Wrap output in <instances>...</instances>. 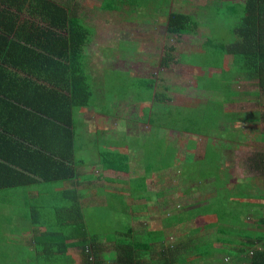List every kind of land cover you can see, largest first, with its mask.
<instances>
[{
	"label": "trees",
	"instance_id": "1",
	"mask_svg": "<svg viewBox=\"0 0 264 264\" xmlns=\"http://www.w3.org/2000/svg\"><path fill=\"white\" fill-rule=\"evenodd\" d=\"M139 1L143 0H103L101 8L105 11L119 13L126 5L128 7L139 6ZM156 1L158 3V0L148 1L153 8L150 18H155L161 10L165 11V7L171 3V0H161L162 2L157 5ZM186 2L187 0H182L180 5ZM215 4L217 20L215 21L210 13L207 16L200 14L207 21L204 23H198L195 16L184 13V6L180 7V11L166 12L168 14L167 31L170 34L182 36L199 33L202 51L193 53L194 55L186 62L191 69L200 73L192 75L190 72L189 74L191 86L197 91L190 96L189 101L186 102L181 97L179 105H169L172 100L166 94L169 87H163L162 91H154L155 82L152 79L146 81L148 85H143L144 91L150 93V96L144 97L143 100L159 104L152 118V122L159 130H173L179 134L194 131L193 133L202 135L204 132L202 130L209 128L214 118L218 117V114L214 112L222 111L221 116L226 121L234 114L230 115L220 108L232 102V99L237 96L233 84L238 82H249L256 86L259 92L264 93V0H220V2L216 0ZM221 8H226L228 12H222ZM78 9L79 5L74 0H0V106L26 104L30 101L29 98H34L36 101L38 97L40 99L44 97L47 103L61 101V119L58 120L63 126L60 129L63 131L62 137L64 138L60 149H36L34 148V136L13 131L12 134L16 138L14 150L17 148L16 153L21 157L17 161L8 160L6 155L1 154L2 148L0 147V159L14 166L9 167L0 163V261L2 264H74L76 258L68 253L69 249L79 250L81 264H153L154 246L150 244L151 240L141 241L132 237L134 231L132 226H127L124 233H116L115 236H99V234L92 233L86 224V209L79 203L81 195L74 187L87 181L90 182L93 177L86 178L87 175H84L80 183L74 182L78 177L75 167L84 164L72 151L74 150L72 143L74 135L72 128L75 130L74 115L76 110L81 109H90L97 114L103 104H97L99 97L94 92L97 88L92 84L93 77L88 73V60L82 52L83 48L91 42L93 29L84 24ZM220 12L222 18L219 17ZM131 21L125 17V22L130 23ZM219 22L227 24V33L223 29L221 36L223 40L214 36L217 29L216 24ZM172 52L171 48L162 57V65L168 66L173 61ZM118 55L119 58H124L120 53ZM25 66L30 68L31 75H36V80H44L56 85L57 89L60 88L63 91V94L47 90L46 95L42 96L39 95L37 87L33 88L32 93L31 88H28L25 96L23 88L19 85L23 82L22 78L14 74L12 70L16 68L25 73ZM39 73L43 77L39 76ZM217 75L222 78L223 84L209 85L207 81ZM57 79L60 80L61 86L52 82ZM27 84L30 85L29 82ZM212 88L216 94H220L219 91H221L224 96L221 95L220 108L215 106L209 110L205 107L209 99L204 97L207 96V89ZM259 99L260 96H257L255 103L261 104ZM194 101H201L203 103L201 108ZM185 103L189 106L183 105ZM7 112L9 111L0 108V118H5ZM48 112L52 114L49 116L47 114V118H54V111L48 109ZM242 114L245 116L244 113L238 112L235 115L242 116ZM14 116L21 117V114ZM249 116L251 122H254L256 118L254 113ZM46 132L49 134L48 131ZM32 135L35 133L33 132ZM41 135H43L42 132H40ZM1 136L2 134H0V139H2ZM3 143L5 144V141ZM157 147L155 153L142 151V155L146 158L145 163L149 165L147 166L148 172L145 173L147 176H152L151 173L149 175V168L153 170L155 166L166 168L167 165H171L172 150ZM99 159L103 173L124 176L128 174L130 159L134 158L128 154L105 152L100 153ZM164 159L166 162L160 163ZM222 159L221 156L218 159H209L208 154L205 158L210 166L215 165L218 169ZM224 168L222 167V170ZM23 171L30 172L33 177L25 175ZM210 176L212 175H205L201 172V179L195 176L189 177L191 181L197 183H203L205 180V189L197 185V191L202 194H200L201 201L186 203L192 197L191 187L178 191L159 192L158 196L161 197L166 193L172 203L178 204L173 206L176 212L171 211L175 217V223L184 218L178 210L183 211L186 208L191 210L202 203H211L209 207H205L204 213H211V211L215 213L222 209L223 205L220 204V200L223 197L230 201V193L238 191V188L232 187L233 184L226 185L228 182L224 183L223 180L218 183L217 187L211 186L212 184L208 182ZM34 177L44 182L64 183L67 181L73 185L70 189L63 190L59 200L62 205L54 207L46 206L48 201L28 199L27 191H22L15 197H8L7 193L1 191L5 188H22L31 185L35 183ZM94 178L104 179L102 174ZM146 178L142 179V183ZM137 185V182L132 181L130 192L134 197L139 198L144 188L135 189ZM202 190L204 193L201 192ZM223 190L228 194L223 196L221 194ZM127 199L132 198L127 197ZM15 207L23 218L21 221L29 222V227L32 226V229L20 230L24 228L22 225L20 228H13L15 221L12 217L5 215L4 210L13 211ZM98 207L104 211L101 205L94 206L92 210L96 211ZM127 213L130 211L126 209L125 214ZM195 216L189 214L188 217L194 218ZM214 218L215 221L209 225V228L218 229L219 234L231 235V227L240 225L239 219L235 221L231 219L229 211L221 212L217 218ZM24 232H32L31 238L26 237ZM158 240L161 241L160 238ZM107 241L113 242L114 250L106 255L103 242ZM153 242L157 241L153 240ZM257 243L260 247H256ZM199 248L202 250L199 249L192 256L190 253L182 256L179 260L168 259L164 252V254L160 253L163 260L159 264H194L187 259L193 256L204 259L210 254L213 256L214 248L210 244H202ZM241 251L244 252L245 260L249 264H264V245L260 241L254 242L248 239L241 246ZM222 252L229 253L225 247ZM234 256L229 253L227 259L230 261L228 262H232L231 257ZM7 257L11 259L7 261ZM206 259L201 264H213L209 261L205 262ZM215 262L216 264H228L223 263V260L217 262L215 259Z\"/></svg>",
	"mask_w": 264,
	"mask_h": 264
},
{
	"label": "rangeland",
	"instance_id": "2",
	"mask_svg": "<svg viewBox=\"0 0 264 264\" xmlns=\"http://www.w3.org/2000/svg\"><path fill=\"white\" fill-rule=\"evenodd\" d=\"M102 1L103 0H74V2L78 3L79 5L78 12L80 17L84 20V24L89 25L93 29L91 42L86 48H83L82 52L88 60V73L93 77V79H91L92 84H94V86L97 88V90H94V92L99 97L97 104L103 103L99 112L95 114V123H110L112 118L116 119L119 115L120 106L127 107V114L133 112L136 114L138 113L140 115H145L148 113L147 109L150 106L149 103L144 100L141 101L138 97H136V95L139 97L143 96L144 98L146 96L149 97L150 93L144 91L143 86L139 82L140 78H137L131 74L132 70L134 69L141 71V73H139L140 76L156 81L158 84V91H162L163 87H169V91L166 94L172 99L170 102L171 105H179L181 103V97H189L190 95L197 92L191 86V82L188 77L190 72L192 75L200 73H197L196 70L191 69L189 67L190 65H188L186 62L188 61L189 54L202 51L199 33L196 35L187 36L170 34L166 27L168 16L166 12L171 13L175 10L180 11V7L184 6L185 8L183 12L195 16L198 23L207 22L203 16H200V14H205L207 16L210 13L212 14V18L216 21V0H187V2L182 5H180L182 0H180V2L179 0H171L170 5L165 7V11L161 10L156 14L155 18H150L153 8L150 3L148 4L149 0L139 1L140 5L137 7H128V5H126L123 7V11L119 13L103 10L101 8ZM160 2L162 1L158 0V3ZM218 2H220V0H218ZM158 3L156 1L157 5ZM212 4L214 5L210 7ZM142 6L145 7L141 8ZM221 9L224 13L228 12L226 8ZM125 17L132 21L130 23L125 22ZM219 17L222 18L221 12ZM223 23L219 22L216 24L217 29L214 35L221 40H223L221 37L224 32L223 29H225L227 33V24ZM198 31L200 32V30ZM125 40L126 42H123ZM171 48L173 49V52L171 53L173 56V61L170 62L168 66L162 65V57L165 56V54ZM119 53L125 58L124 61H121L119 58H117ZM115 54L117 55L114 57ZM107 67L121 69H117L114 71V73L111 72L108 75L104 70ZM117 71H121L122 74L120 75L116 73ZM218 76L219 75L214 77L212 80L207 81V83L209 85H213L214 83L223 84L222 78ZM233 89L236 91L237 96H235L232 99V102L228 103L226 107L227 109H230L231 104L233 111L244 113L246 117L243 114L242 116L234 114L232 117L233 119H239L238 122L240 126L238 130L233 128L236 133V137L230 143V148H236L240 150L242 148L244 150L248 149V151H257L255 148H258V150L262 148V136L264 135V93L259 92L256 86L245 81L233 84ZM207 90V96L204 98L209 99V102L205 104V107L212 109V107L217 106L220 108L222 100L221 95L224 96V94L221 91H219L220 94H216V91L213 88ZM129 93H132V97L127 98ZM257 96H260L259 101L262 102L261 104L255 103ZM189 100L190 99H186L185 101L187 102ZM158 105L159 104H157V106ZM130 106H133L132 109H130ZM84 111L85 109L78 111L79 118H82V113ZM90 111L92 110L88 109V111L85 113L91 114ZM121 113L123 112L121 111ZM251 113H254L256 117L254 122H251L252 120L249 119L251 118L249 116ZM89 128L92 129L93 126H89ZM100 137L101 136H98L96 139H94V141H87V138L83 136L78 138L76 149L78 158L84 162V165L82 166L83 170L86 169L89 171V169L92 167L95 157L94 146L97 144V140L101 139ZM237 137L240 138L238 145L236 141ZM143 143H145L143 137H138L135 140V144ZM166 144L168 146H166ZM211 144H214L217 148H219L220 145L225 143ZM159 145L161 148L165 147V149H174L173 143L170 142H161ZM204 145V143H200L198 149H203ZM175 147L181 155L179 158L181 163L183 158V145L181 142L176 140ZM195 149L197 148L195 147ZM231 155L232 154L228 156L226 168H224V170L220 168L218 169L217 166L212 164L210 166L206 160L200 166L205 175L215 174V177H210L208 181L212 184L211 186L217 187L218 183L223 180L224 183L228 182L226 185L229 184V186H231L233 184V188H238L237 192L230 193V201H228L227 198L224 199V197L222 200H220V204L223 205L221 210H217L215 213L212 211L211 213L207 212V214L212 215L211 217L217 218V215L221 214V212L229 211L232 220L235 221L239 219V224L244 225L248 219L256 215V207L261 206L263 202L264 176L253 173V169L251 167L247 169V166L245 165L246 159H243V154H236V156ZM208 156L209 159H218L220 157L219 154L215 155V153L211 150L208 152ZM145 161L146 158L143 156L141 162H139L144 169L149 166L145 163ZM239 161L242 163L237 165L236 163ZM163 162H166V159L160 163ZM224 162L225 161L223 159V164ZM159 168L161 170L167 169L165 167ZM247 170L248 173H243V171ZM167 172L169 176H172V181L174 182L175 186L174 190H183L186 187L192 188V197L186 203L189 204V202L201 201V193L199 194L197 191L198 183L189 179V177H199L200 175L185 174L182 172L179 174L178 169L169 170ZM167 172H165L163 176H166ZM205 186L206 185H203L202 187ZM201 192L204 193V190ZM221 194L224 196V194L227 195L228 193L223 190ZM235 194L237 197H235ZM251 200H253V203ZM210 204H207V207H209ZM126 205L127 210L130 211V213L127 214L121 212L119 205L115 206V210L112 209L108 212H105V210L103 211L101 207H98L96 211L90 209L85 210V220L88 229L94 234H99V236H115L116 233H124L127 226L133 225V227H136L138 225V222L136 221L140 217L138 213L139 209L132 206L127 198ZM175 205L177 206L178 204L176 203ZM171 206L172 203L170 204V208ZM201 206H205V204L202 203ZM189 209L186 208V211L181 212L184 215V222L179 225L178 228L182 231H185L184 228L189 222L185 220V217H188L189 214L199 216L201 215V212L205 211V208L202 209L199 206L191 209L190 211ZM178 212H180V210H178ZM4 213L16 221L13 225L14 229L19 228V225H23V221H21L23 218L20 216V212L16 209V207L13 211L4 210ZM25 223L29 225V222L25 221ZM188 224L191 225L195 223L191 221ZM235 227L237 230L240 229L239 226ZM202 228L203 225H199L197 223L194 228L188 230L191 231L189 234L188 232H181L184 236H186V242L187 238H194L198 240L197 246L193 245L188 248L190 251V256L198 252L199 249L202 250L199 248V246L200 242L203 241L205 237L200 236V233H198L201 232L200 230H202ZM21 230H24V228H21ZM172 230L175 231V228ZM170 232L171 231H168L166 234H169ZM214 232L216 231L208 230V240H214ZM174 233L176 234V232ZM103 243V250L106 255L114 250L113 242L107 241ZM168 244L170 245V240H168ZM207 244H210L211 247H213L211 242L208 241ZM76 251L79 255V250L76 249ZM162 251L165 253V257L168 259L179 260L182 258V256L187 255V253L182 250L181 246L167 248L165 245L163 246ZM163 252L154 251L155 254L152 256L153 264H159L162 262L163 259L160 256V253ZM229 253H220L226 254V257L223 258V263L232 264V262L225 261L227 260ZM212 254L215 255L213 259H209V256L211 255L210 254L206 257L207 259L204 258L206 259L205 262L209 261L213 264H216L215 259L217 262L221 261L222 256L218 257L219 251L216 252L214 249ZM6 259L8 261L11 259V257H7ZM204 259H199L198 257L193 256L191 259H187V261L193 262L194 264H201ZM0 264H2L1 261Z\"/></svg>",
	"mask_w": 264,
	"mask_h": 264
},
{
	"label": "crops",
	"instance_id": "3",
	"mask_svg": "<svg viewBox=\"0 0 264 264\" xmlns=\"http://www.w3.org/2000/svg\"><path fill=\"white\" fill-rule=\"evenodd\" d=\"M125 31V30H124ZM187 36V35H185ZM123 42H126L123 41ZM116 55H114L115 57ZM193 56V54L188 55V60ZM117 58H119V55H117ZM121 61H124V58H119ZM129 66V65H128ZM25 73L23 71L17 70L16 68L12 69L14 74H18L22 78V83L19 85L23 88V94L26 96L27 89L31 88V93L33 92V88H37L39 90V95L42 96L46 95L47 90L58 92L59 94H63V91L59 88L61 86L60 80L57 79V81H52L54 84H58L57 89L56 85L49 84L47 81L44 80H36V75H31L32 71L29 67H24ZM126 68V67H125ZM117 69L121 68H110L107 67L105 70L106 74L109 75V73L116 71ZM127 71V70H126ZM116 73L122 74L121 71H117ZM141 71L134 69L132 70L131 74H133L135 77L140 78L139 82L143 85H148L147 80L142 76H140ZM39 76H42L39 73ZM43 77V76H42ZM152 78V77H149ZM153 80V79H152ZM29 82L30 85L27 83ZM33 82V83H32ZM155 82V88L154 91H157L158 84ZM30 93V94H31ZM136 95V94H135ZM146 96V95H145ZM191 96V95H190ZM189 97H184V100L190 99ZM132 97V93H129V96L127 98ZM141 101L143 100V96L139 97L136 95ZM29 102L26 104H20L16 103L15 106L7 105L6 107H1V109H5L6 111H9L6 113L5 118H0V134H2L0 139V147L2 148L1 154L6 155V158L11 161H17L21 157L16 153L15 148V135H13V131H17L18 134H26L29 136H34L33 141H35L34 148L36 149H47V148H53V149H60L62 147V143L64 138L62 137L63 131L60 129L62 126L61 122L58 120L61 119V101H54L49 102L45 101L44 97L40 99L38 97V100L34 101L35 99L29 98ZM149 101V100H148ZM147 101V102H148ZM195 104L199 108H201L202 104L201 101L197 102L194 101ZM149 107L147 109L148 113L145 115H140L136 113H128L126 112L127 107L120 106L119 108V115L116 119L112 118L110 123L101 122V123H95L96 118L94 112L90 111V113L86 114L85 112L88 111V109H85V111L82 113V118H79L78 111L76 110V113L74 115V124H75V130L72 128L73 132V148L75 152L76 157L77 155V149H76V143L78 142V138L80 137H86L87 141H94L98 136H101L99 140H97V144L94 146V163L92 167L87 171L86 169L83 170L82 166H76L75 170L78 174V177L75 178L74 182L78 181L79 183L82 181V179L85 177L84 175H87V177H92L90 182H85L84 184H78L74 187L78 190L79 194L81 195V198L79 199V203L82 207H84L86 210L92 208L97 205L103 206L104 210L110 211L115 210L117 205L120 206V210L122 213H126L127 205H126V198H132L130 199V204L132 206H135L139 209V219L136 221L138 222V225L136 227H133V236L135 239H139L141 241H148V239L151 240L150 244L154 246V251H160L163 252V246H167V248H173L174 247H182V250H184L185 253L189 254V247L195 245H198L197 239H191L187 238L183 235L181 232H191L188 231L191 228H194L196 224L203 225L202 230H200V236H204L205 239L200 242V245L207 244V242H211L213 248L217 251H219L218 257H221V260H223L226 255L220 254L224 247L228 249V251L235 255L233 258L231 257L233 264H249L245 260L244 252L241 251V246H243L248 239L251 241H260L262 245H264V193H263V202L261 206L256 207V215L251 217L247 220V222L244 225H239V228H237L234 225L232 226V234L231 235H223L218 233V229L216 228H209V225L215 221L214 217H211L212 215L205 214L204 212H201V215L195 216L194 218L185 217V220L194 222L195 224H188L185 226V231H182L178 228L179 225H181L184 222V218L182 221H177L175 223V217L173 216V213L171 211H175L173 206H175V203H172L168 199V194H163V198L158 196L159 192L164 191H173L174 190V182L172 181V176L168 175L169 170H176L178 169L179 174L185 173V174H191V175H201L202 168L200 167L202 163L205 161L206 154L211 150L215 153V155H220L224 159V164L226 168V162L228 160V156L232 154L231 156H236V154H243L244 158L246 159L245 165L247 166V169L249 167H253L255 170H253V173L255 174H263L264 176V135L262 136V148L258 150V148H255L257 151H248V149H231L230 143L235 139L236 133L233 130L239 129V119H233L232 117L237 114V111H233L232 105L230 104V109H227L226 105L224 107L220 108L221 110H225L227 113H229L230 116L226 121L223 120L222 111L220 113L214 112V114H218L217 118H214L213 123L209 125V128L202 130L204 131L201 135L200 133H182L179 134L178 132H175L173 130L171 131H165V130H159L157 125L152 122L153 118V112L156 111L155 109L158 107L156 102H148ZM169 105H171L169 103ZM185 106L187 103L183 104ZM175 106V105H172ZM133 106H130V109H132ZM142 107V106H141ZM48 109H52L54 112V118H47L49 116ZM211 110L210 108H208ZM121 111L123 113H121ZM43 112V113H41ZM21 114V117L14 116ZM48 114V116H47ZM90 114V115H89ZM98 125V126H97ZM89 126H93L92 129L89 128ZM87 127V128H86ZM39 128V130H37ZM194 130V128H193ZM49 134H47V132ZM35 133V135H32V133ZM40 132H42L43 135L40 136ZM38 135V136H37ZM238 136V135H237ZM138 137H143L145 140V143L143 144H135V140ZM179 141L183 145V155H182V161L180 163L179 158L181 155L177 151V148L175 147V141ZM5 141V144L3 143ZM49 141V142H48ZM237 145L240 142V138H236ZM48 142V144H47ZM161 142H170L173 143L174 149L171 151L172 161L171 165H167V169L161 170L157 166L154 167L153 170L150 169V172L152 176H147L145 173L148 172V167L146 169L142 168L141 159L143 158L142 151L155 153L157 146L160 147L159 143ZM148 143V144H147ZM204 143L203 149H198L199 144ZM211 143H225L223 145H220L219 148H217L214 144ZM101 145V146H100ZM41 146V147H40ZM166 146H168L166 144ZM195 147L197 149H195ZM105 152H112V153H118V154H124L129 155L130 157L134 159H130L129 167H128V174L124 176H116L114 174L109 173H103L101 166H100V153ZM246 152V153H244ZM8 156V157H7ZM13 158V159H11ZM223 159L220 164V169L222 167L224 168ZM42 163L44 161H41ZM0 163L4 165H8L9 167H14L9 162H5L2 159H0ZM242 162L239 161L236 164L240 165ZM215 166V165H214ZM228 172V170H226ZM166 173V176H163V174ZM25 175L31 176L30 172H24ZM243 173H248L247 171H243ZM104 177V179H95L94 176L100 175ZM146 178L144 183H142V179ZM210 177H215V175H212ZM35 178V177H34ZM198 179H201V177H197ZM37 181V182H36ZM132 181H135L138 183L137 186H135V189H143L142 193L140 194V197H134L131 189H132ZM205 181V180H204ZM203 181V183H205ZM254 181V180H253ZM237 182V181H236ZM58 183V182H54ZM71 182H60L58 184H53L49 182H44L40 178H35V183L31 185H26L22 188H5L2 189V193H7L9 195L8 197H15L16 194H20L22 191L28 192V199L34 198L38 201H48V207H54L56 205H62V202L59 201L60 197L62 196V192L64 189H70L72 185ZM198 183L201 188L204 184ZM206 187H202L201 189H205ZM264 188V186H263ZM101 190V193H100ZM57 195V196H56ZM55 196V197H52ZM52 197V198H51ZM49 199V200H48ZM23 200V199H21ZM24 201V200H23ZM253 203V200H251ZM172 203V206L170 208V204ZM205 206L199 205L200 208L207 207L208 203H203ZM190 210V209H189ZM183 211H186L183 210ZM106 212V211H105ZM182 211H180L181 213ZM165 213V214H164ZM189 214V213H187ZM179 220V219H178ZM43 221V220H41ZM16 222V221H15ZM201 223V224H200ZM15 224V223H14ZM195 225V226H194ZM21 225H19L20 228ZM25 230L32 229V226L29 227L23 221V225ZM218 227V226H217ZM175 228V231L172 229ZM21 230V228H20ZM208 230H215L214 232V240H208ZM168 231H171L169 234H166ZM176 232V234L174 233ZM194 232V231H193ZM25 236L28 238H31L32 232H24ZM174 233V234H173ZM181 233V234H179ZM179 234V235H178ZM204 234V235H203ZM253 234V235H251ZM158 238L161 239V241L158 240ZM157 241V242H153ZM168 240H170V245L168 244ZM256 247H260V244L257 243ZM32 248V246H31ZM30 248V249H31ZM161 249V250H160ZM68 253L74 256L76 258L74 264L81 263L80 256L78 255L76 249H69ZM209 256L211 259L215 256ZM224 261V260H223ZM230 261V260H225ZM229 264V263H228Z\"/></svg>",
	"mask_w": 264,
	"mask_h": 264
}]
</instances>
